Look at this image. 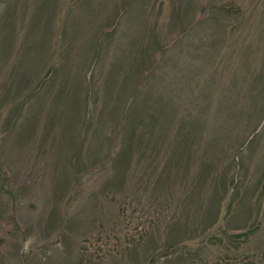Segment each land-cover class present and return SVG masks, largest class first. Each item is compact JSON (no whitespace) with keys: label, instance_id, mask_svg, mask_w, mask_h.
<instances>
[{"label":"rangeland","instance_id":"obj_1","mask_svg":"<svg viewBox=\"0 0 264 264\" xmlns=\"http://www.w3.org/2000/svg\"><path fill=\"white\" fill-rule=\"evenodd\" d=\"M0 264H264V0H0Z\"/></svg>","mask_w":264,"mask_h":264}]
</instances>
